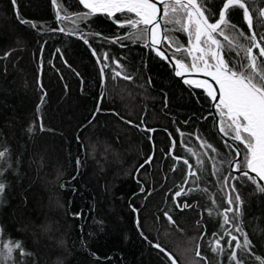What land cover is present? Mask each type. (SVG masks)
<instances>
[{
	"label": "trees",
	"instance_id": "trees-1",
	"mask_svg": "<svg viewBox=\"0 0 264 264\" xmlns=\"http://www.w3.org/2000/svg\"><path fill=\"white\" fill-rule=\"evenodd\" d=\"M60 2L70 14L88 11L78 0ZM248 3L252 10L264 7L261 0ZM208 5L210 11L216 9L218 17L222 0H208ZM131 15L97 13L74 24L72 20L57 21L51 0H16L15 4L0 0V150H8L0 160L4 170L0 182L6 184L0 196V228L4 230L0 241H20L32 254H14L17 264H171L153 247L156 243L177 264H184L183 258L185 264H205L195 255L197 244L208 264H235L228 259L235 241L229 245L225 233L232 232L241 243L243 235L231 224H223L221 213L228 206L212 170L218 158L223 162L220 170L226 174L224 161L232 149L217 134L211 102L203 91L176 79L139 33V38L130 37L133 30L120 27L118 22ZM231 22L247 33L242 10L231 13ZM72 29L76 32L69 35ZM256 30L264 35V23ZM226 31L238 35L235 30ZM81 34L91 47L79 38ZM168 35L176 46L188 43L183 32L169 31ZM92 49L107 53L108 60L101 55L97 63ZM176 56L188 62L185 54ZM105 63L109 66L101 75ZM113 69L121 75L114 76ZM197 136L217 151L202 148ZM173 139L177 142L174 155L189 159L202 177L200 181L191 177L184 184L187 167L168 155ZM187 148L197 155H190ZM150 155L153 163L137 173ZM197 157L205 161L203 171L196 164ZM95 159L99 160L96 166L91 162ZM83 179L94 183L85 185ZM138 180L145 186L144 193H140ZM197 184L198 191L178 198L191 207L177 209L174 193ZM233 184L241 196L243 231L252 241L251 254L243 256L245 264H260L255 257L264 260V193L243 180ZM232 199L235 201L233 195ZM130 205L138 211L133 212ZM232 206L236 207L235 202ZM165 211L175 225L169 224ZM185 227L195 229L194 243L190 237L183 243L174 239L178 233L184 235ZM221 237L224 252L213 253L211 246ZM186 244L184 252L178 250L179 257L173 248ZM241 251L237 249L238 254Z\"/></svg>",
	"mask_w": 264,
	"mask_h": 264
},
{
	"label": "snow or ice",
	"instance_id": "snow-or-ice-1",
	"mask_svg": "<svg viewBox=\"0 0 264 264\" xmlns=\"http://www.w3.org/2000/svg\"><path fill=\"white\" fill-rule=\"evenodd\" d=\"M12 3L15 4L16 0H12ZM52 3L56 9L57 21L72 20L74 24L80 20H87L97 13L106 14L108 17H114L116 13L134 14L126 16L123 22H118L120 27H130L133 30L129 33L130 37L137 36L139 33L145 39L146 46L155 51L157 56L173 64L175 75L183 78L184 84L202 89L206 93V97L215 102L214 107L219 116L218 130L228 138L225 140V146L232 148L235 156L241 157L235 166V171L240 175L232 177V179L243 180L246 184L255 185L256 191L264 193V183H261L264 182V35L258 34L256 30L258 25L264 23V7L252 10L248 0H222V6L218 8L217 18L216 9L210 11L208 0H79V4L88 11L76 14H70L60 0H52ZM261 3H264V0H261ZM158 5L162 6V10ZM236 10H242L243 20L247 25V33L231 22V13ZM21 23L29 22L22 20ZM167 25H172V28H168ZM32 27L36 28L37 25L32 24ZM226 30H235L238 35L230 36ZM58 31L64 32L65 29L59 28ZM169 31L186 34L187 45L176 46L173 39L168 35ZM75 32L76 29H72L68 34L72 35ZM95 35L98 36L99 34ZM218 37H222L226 44L222 43ZM79 38L85 44H89L85 34H81ZM240 38L247 40L248 43H242ZM165 44L167 49L163 47ZM89 47H91L90 44ZM167 50H171L173 53L171 59L166 55ZM179 53L185 54L190 62L186 63L185 59L178 58L176 54ZM232 53H235V56ZM92 55L97 58V63L101 62V55L105 61L109 58L107 53L99 54L96 49H92ZM113 62L119 66L118 62ZM108 66L107 63L103 64L101 75L104 74V69ZM113 72L114 76L121 75L115 69ZM200 74L210 79L187 78ZM124 78L130 79L127 76ZM43 102L44 97L42 96L41 104ZM39 108L40 105L37 106L38 111ZM96 111L100 112L99 106ZM93 116L95 117V113ZM127 123L131 124L132 122L127 121ZM40 130L44 131L42 125ZM29 131L32 129L29 128ZM148 131L155 130L148 129ZM177 132L181 137L185 136L179 129ZM197 139L201 140L202 148L206 147L213 152L217 151L206 139H202L200 136H197ZM229 140L236 142L237 145H243L246 152L241 151L238 147H233ZM181 143L183 144L184 141L182 140ZM176 147L177 142L173 139L168 155L178 162L182 161L183 165L187 167L188 172L184 184L189 183L191 177L200 181L202 177L197 174V170L189 162V159L174 155ZM187 151L192 156L197 155L191 148H187ZM7 153L6 148L0 150V160H4ZM204 155H207V152ZM153 159L152 155L148 156L144 163L136 169V172L140 173L146 165L152 164ZM77 163L79 164V161ZM196 164L200 166L201 171L204 170L205 161L203 159L197 157ZM176 170L177 168L173 166L172 171ZM3 171L2 166H0V175H3ZM219 171L220 169H216L213 175ZM224 179L229 178L224 177ZM137 183L140 184V193H144L146 189L143 183L139 180ZM5 189L6 184L0 182V196L3 195ZM198 190L199 184L196 188H189L187 191L181 187L172 196L175 207L181 211L191 207L186 202L181 204L178 198L188 196ZM232 192H237L235 185H232ZM148 195H151V191H148ZM145 198L147 199V196ZM234 202L236 204L235 210L232 207ZM227 203L229 206L221 213L223 224H231L236 232L243 235V243H241L236 235L226 231L225 235L229 237L228 244L231 245L235 241V247L232 248L228 259L235 261V264H245L243 256L251 254L252 241L248 234L243 231L239 222L241 196L237 194L235 201L229 196ZM130 207L132 206L130 205ZM132 211L137 212L138 210L132 207ZM229 212L234 213L233 218L228 216ZM163 215L170 225H175V221L168 211H165ZM136 226L138 229L141 228L139 217H137ZM3 231V228H0V234ZM141 235H143L142 232ZM221 239L223 237L215 240L211 246L210 250L213 253L224 252L220 245ZM153 247L167 256L171 264H177L175 257L159 243L154 244ZM200 247L199 244L196 245L195 255L205 260V264H208L207 259L202 256ZM237 249L242 250L241 254L237 253ZM14 254L21 257L32 255L25 250L20 241L9 240L7 243L0 241V264H9V261L12 264H17ZM255 259L260 261V264H264V260L260 257H255Z\"/></svg>",
	"mask_w": 264,
	"mask_h": 264
},
{
	"label": "rangeland",
	"instance_id": "rangeland-1",
	"mask_svg": "<svg viewBox=\"0 0 264 264\" xmlns=\"http://www.w3.org/2000/svg\"><path fill=\"white\" fill-rule=\"evenodd\" d=\"M134 15V14H133ZM124 21V20H123ZM131 33V32H130ZM133 37H136L137 38V36H133ZM190 61L188 60V62H186V63H189ZM205 95V94H204ZM211 102V101H210ZM211 106V105H210ZM130 109H132V107L130 108ZM130 113H132V110L130 111ZM217 115H218V113H217ZM218 118H219V116H218ZM222 139V138H221ZM224 142H225V140L224 139H222ZM238 147L240 148V150L241 151H245L246 152V150L245 149H243V145H238ZM232 149V148H231ZM101 151H106L107 152V149H102ZM101 151L99 152L100 154H101ZM108 153L110 154V155H112V150H109L108 151ZM233 150H232V153H231V155H229L227 158H226V160L224 161V166L226 167V170L227 171H225L226 172V174L224 173V172H221V170L216 174V175H214L215 176V180H216V183H217V189L220 191V193H222V196H223V198L225 199V202H226V205L227 206H229L228 205V203H227V198L229 197V196H231L232 197V195L234 196V200H235V196L238 194L237 192H232V185H234L233 183H234V181H237V179H232V177H238L240 174H237V173H234V171H232L231 169H230V167H229V161L233 158V157H235V155H233ZM99 154V155H100ZM118 156L119 155H117V158H118ZM94 155H92V152H90V155H89V159L90 160H93L94 159ZM239 158L240 157H238L236 160H235V162L233 161L232 163H231V166H232V168L233 169H235V166H236V163H237V161L239 160ZM91 162H93L92 163V165H94V166H96L98 163H99V160H94V161H91ZM221 163H223V162H221V160L220 159H214V166H213V172H215L216 171V169H220V167H221ZM108 165H110V163L108 162ZM119 165V164H118ZM116 171H117V169H116ZM224 177H228L229 179H227V180H225L224 179ZM83 182L85 183V185H87V183H89V184H92L93 185V183H94V181L93 180H89V179H86V180H84L83 179ZM60 206V205H59ZM233 207V206H232ZM235 208L236 207H233V209L235 210ZM234 215V213L233 212H229L228 213V216H230V215ZM231 218V217H230ZM167 230V229H166ZM194 232H195V229L194 230H189L188 229V227H185V229H183V231H182V233H184V235H181L180 233H178V235L176 236V237H174V239L176 240V242H177V240H178V238H180V240H181V242L183 243L184 242V238H191V239H193L192 241H193V243H194V241L196 240L195 238L196 237H194L193 238V234H194ZM175 235V233H173V236ZM57 242V241H56ZM56 242H55V245H56V247L57 248H59V249H61L62 248V246H59V245H57L56 244ZM188 244H186V245H184V246H178L179 248H173L174 249V251H176L177 253H178V255H179V257L181 256V253L179 252L180 251V249H182V252H184V250H185V248H186V246H187ZM176 246V245H175ZM194 246V245H193ZM176 249V250H175ZM179 250V251H178ZM195 260V259H194ZM187 260H186V258H185V260H184V258H183V263L185 264V262H186ZM189 262V264H194L192 261H188Z\"/></svg>",
	"mask_w": 264,
	"mask_h": 264
},
{
	"label": "water",
	"instance_id": "water-1",
	"mask_svg": "<svg viewBox=\"0 0 264 264\" xmlns=\"http://www.w3.org/2000/svg\"><path fill=\"white\" fill-rule=\"evenodd\" d=\"M52 1V0H51ZM158 7L159 8H161V10H162V6L161 5H158ZM55 11H56V9H55ZM243 15V14H242ZM218 18V17H217ZM214 22V21H213ZM148 47V46H147ZM164 48H165V46H163ZM149 48V47H148ZM150 49V48H149ZM166 49V48H165ZM151 50V49H150ZM152 51V50H151ZM153 53H155V51H152ZM156 54V53H155ZM166 55H168L169 56V58L171 59V57H172V55L168 52V51H166ZM161 58V57H160ZM162 59V58H161ZM164 60V59H163ZM167 64H168V66H169V68H170V70H171V74L176 78V79H178L179 81H181V82H183V78H181V77H177L176 75H175V72H174V66H173V64H171V63H169V61H167V60H164ZM187 78H196V79H210V78H208V77H204L202 74H200V75H195V76H188ZM184 83V82H183ZM202 90V89H201ZM203 91V90H202ZM204 92V91H203ZM206 94V93H205ZM210 100H211V98H210ZM214 101H212L211 100V106H210V110H211V113H212V115H213V117H214V124H215V129H216V132H217V134L221 137V138H223L224 140H226V139H228L227 137H225L224 135H223V133H221L218 129H219V123H218V117H217V115H216V113H215V107H214ZM232 142V146L233 147H238V145L234 142V141H231ZM239 148V147H238ZM240 149V148H239ZM238 157L237 156H235V157H233L230 161H229V167H230V169L232 170V171H234V173H237V174H239L238 172H236L235 171V169H233L232 168V166H231V163L233 162V161H235L236 159H237ZM252 175H254V173H252ZM261 183H264V182H261Z\"/></svg>",
	"mask_w": 264,
	"mask_h": 264
},
{
	"label": "bare ground",
	"instance_id": "bare-ground-1",
	"mask_svg": "<svg viewBox=\"0 0 264 264\" xmlns=\"http://www.w3.org/2000/svg\"><path fill=\"white\" fill-rule=\"evenodd\" d=\"M79 1V0H78ZM52 2V1H51ZM83 6V5H82ZM54 9H55V7H54ZM86 10H88V9H86ZM56 12V11H55ZM246 24V23H245ZM247 26V25H246ZM257 51V50H256ZM192 88H194V87H192ZM194 89H196V88H194ZM199 90H201V89H199ZM204 93V92H203ZM205 94V93H204ZM206 95V94H205ZM210 99V98H209ZM211 101V100H210ZM215 110V109H214ZM215 113H216V111H215ZM212 114V113H211ZM216 115H217V113H216ZM213 116V115H212ZM217 117H218V115H217ZM214 118V117H213ZM219 119V118H218ZM223 139V138H222ZM226 140H228V139H226ZM229 143L230 144H232V142H231V140H229ZM236 143V142H235ZM235 162V161H234ZM239 222L241 223V220H240V214H239ZM241 226H242V223H241ZM243 228V227H242Z\"/></svg>",
	"mask_w": 264,
	"mask_h": 264
},
{
	"label": "flooded vegetation",
	"instance_id": "flooded-vegetation-1",
	"mask_svg": "<svg viewBox=\"0 0 264 264\" xmlns=\"http://www.w3.org/2000/svg\"><path fill=\"white\" fill-rule=\"evenodd\" d=\"M215 111H216V109H215ZM210 112H211V110H210ZM216 113H217V111H216ZM233 155H234V153H233ZM240 160H241V157L239 158V160L237 162H239Z\"/></svg>",
	"mask_w": 264,
	"mask_h": 264
}]
</instances>
